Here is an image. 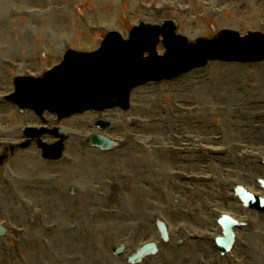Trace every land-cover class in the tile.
<instances>
[{"label": "rangeland", "instance_id": "1", "mask_svg": "<svg viewBox=\"0 0 264 264\" xmlns=\"http://www.w3.org/2000/svg\"><path fill=\"white\" fill-rule=\"evenodd\" d=\"M164 1L167 0H0V74L3 73L4 79H7L10 76L8 71L13 72L5 67L9 60L19 66V71L14 72L16 74L22 75L25 71L42 74L63 60L68 47L92 52L100 47L109 33L118 32L127 39L131 29L141 23L159 24L164 20H177L180 24L179 33L191 41L212 38L223 29L235 30L242 35L247 32L264 35L263 0H169L176 7L188 10L186 16L170 11L157 14L146 9L151 4ZM182 81L190 86L186 88L183 85L163 84L140 91L144 93L142 107L150 106L148 100L150 104L157 105V109L162 106V112L152 114L153 120L165 119V123L172 127L177 120L189 121L184 133L181 132L186 138L178 142L181 148L191 151L196 149V153L190 152L194 157L201 156L199 145H215L216 137L223 138L220 145L232 149L236 145H243L253 154L244 149V155L240 159L230 155L232 165H228V161L224 159L209 160L206 156H201L206 159L202 162L203 170L210 173H202L201 169H196L199 173L196 176H208L213 180L212 184L193 185L191 189L185 190L189 192L187 196L176 195V199L160 201L158 206L147 205L143 208L142 205L135 215H132L134 209L125 204V201L131 204V200L116 197L110 201L111 206L120 204L117 207V216L120 218H115V221L111 217L101 219L96 216L98 204L102 202L91 203L97 199L93 195L94 181L90 180L91 184L81 187L79 197L58 199L61 206L50 204L53 215L47 217L45 228L35 229L38 233L34 240L28 238L23 243L24 251L15 254L18 259L12 260L14 251L11 250L9 241L5 240L4 248L0 247V264H128L127 258L146 243L155 241L162 247L155 228V217L168 225L171 240L168 247H162L160 254L143 264H235L227 259L228 256L222 258L218 253L202 255L196 252V242L191 241V234H196V213L211 214L214 209H209L215 202L228 204L227 197L233 194L235 185H247L249 191L264 196L259 183V180H264V173L260 172L264 167L259 166L258 160L247 158L264 150V131L253 128L250 121L247 123L249 117H260L264 126V64L248 67L213 64L184 76ZM192 84L196 87L192 88ZM172 99L182 101L185 107H195L197 112L185 117H173L175 109L170 103ZM248 101L255 104L256 109L250 111V108L255 107L246 103ZM195 124L196 132H193ZM174 130L175 128H170L171 132ZM233 130L236 133L229 140ZM255 133L258 134L253 136ZM240 135H243V139ZM194 167L196 168V162ZM159 168H163L161 164ZM90 170L94 171L95 166L91 165ZM245 170L254 175L248 181L242 179V172ZM144 172L150 174L148 166H145ZM136 173H141V167L136 168ZM25 175L27 179H24L23 174L20 179L27 182L28 172ZM70 177L72 175L66 173L60 183L52 178L55 182L49 183V189L55 188V184L59 188L69 187L67 179ZM110 190L111 187L108 186L99 190V193L110 199L113 197ZM156 192L160 193L157 186L148 189L153 198ZM124 195L129 196L130 193L126 191ZM197 195L201 196L200 200ZM177 198H185L189 205ZM41 201L46 202L43 196ZM77 202L84 203L77 206ZM231 203L239 206L235 200H231ZM108 210L112 213L111 208ZM229 212L232 213L233 209ZM241 214L244 221L251 218L255 222L258 232L251 234L244 229L245 235L238 238L235 249L238 264H264V242L261 243V237L264 239V216L246 210H242ZM213 215L217 224L218 216ZM73 226L75 229H71ZM83 226L92 228L90 235L87 236L88 228L83 230ZM50 237L55 238L53 246L45 249L46 253L43 254L40 250L42 240ZM182 242L187 243L184 251L179 246ZM243 243H247L246 250L241 247ZM122 244L127 247L126 255L116 259L112 254L113 248ZM55 253L61 254L60 257Z\"/></svg>", "mask_w": 264, "mask_h": 264}, {"label": "water", "instance_id": "2", "mask_svg": "<svg viewBox=\"0 0 264 264\" xmlns=\"http://www.w3.org/2000/svg\"><path fill=\"white\" fill-rule=\"evenodd\" d=\"M147 33H148L147 29L136 30L133 34V38L131 42L129 43L121 42L116 36H111L108 38L106 44L104 45L103 50L95 55H91V56L69 55L65 65L57 71V75L63 74L66 72V70H69L71 68H78L85 62L103 58V56H105L107 52L109 53L114 51L115 53L118 52V50L124 51V47L132 49L135 46H137V44L139 47L140 45H142L143 51L150 50L153 53V48L155 46V43L154 42L151 43V41L148 38L144 39V37L148 36ZM172 44L178 45L179 49H182L186 52L185 60L178 66V69H176L178 72L184 69L188 70L194 67L204 66L207 64L208 61H212V60L238 61V62H252V61L264 60V40L259 36H251L248 39L240 40L233 34H227V35H223L214 44H209V45L200 44L195 49L192 48L189 49L188 48L189 46L186 45L184 41L173 39L171 36L168 35L166 45L168 47V50L170 49V54L173 52L175 48V46L172 47ZM109 55L113 56V54H109ZM168 57H166L165 59L164 58L154 59V57H151L149 59V62L151 63L148 64V66L150 67L152 66V68H156L158 66H164L169 62ZM143 66L145 67V64ZM149 79H158V78L156 76L154 78H148L147 80ZM130 89L124 91L123 93H119V95L118 93L107 95L108 97L106 99V107L112 106L114 98H116V95H118L119 99L127 100V95ZM257 207L258 206H255V208Z\"/></svg>", "mask_w": 264, "mask_h": 264}]
</instances>
